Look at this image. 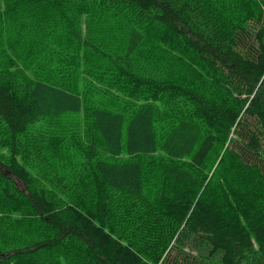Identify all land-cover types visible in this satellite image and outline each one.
Segmentation results:
<instances>
[{
  "label": "trees",
  "instance_id": "trees-1",
  "mask_svg": "<svg viewBox=\"0 0 264 264\" xmlns=\"http://www.w3.org/2000/svg\"><path fill=\"white\" fill-rule=\"evenodd\" d=\"M0 264H264V0H0Z\"/></svg>",
  "mask_w": 264,
  "mask_h": 264
}]
</instances>
